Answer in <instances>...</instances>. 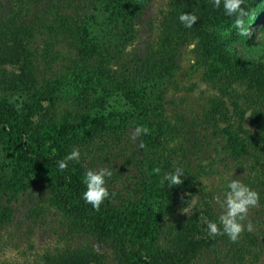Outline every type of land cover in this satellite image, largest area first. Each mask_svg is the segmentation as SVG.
<instances>
[{
  "label": "trees",
  "instance_id": "trees-1",
  "mask_svg": "<svg viewBox=\"0 0 264 264\" xmlns=\"http://www.w3.org/2000/svg\"><path fill=\"white\" fill-rule=\"evenodd\" d=\"M153 1L0 0V66L19 65L18 72L0 74V140L17 154L22 169L37 171L45 180L38 201L29 197L37 183L14 187L12 182H0L5 197L0 203V264H203V259L205 264H262L264 117L255 116L256 128L243 131L242 137L227 132L223 147L240 173L237 179L259 193V205L248 217L253 230L245 231L235 243L226 235L199 237V211L183 216L179 212L191 200L193 177L208 169L197 167L179 186L161 183L177 167L190 175L188 156L197 145L190 143L193 131L186 127L174 143L162 96L146 101L140 85L162 81L182 51L195 43L203 58L205 80L242 86L264 98V62L239 56L218 32L209 29L215 22L235 21L222 6L214 8L211 0H167L155 48L135 55L128 64L119 63ZM244 6L252 16L261 0H245ZM185 12L199 17L192 28L179 21ZM100 32L109 37L96 42L94 49ZM37 33L43 35L39 56L47 65L62 43L75 72L92 81L88 97L79 102L83 101L81 113L67 111L59 120L50 103L46 110L51 112L33 122L10 108L7 95L27 94L34 88L38 55L31 42ZM109 99L110 104L120 101L122 105L93 117L90 112ZM213 120L209 118L210 123ZM137 126H146L150 132L134 141ZM73 149L81 153L79 162L70 161L61 171L58 162ZM103 167L113 173L107 179L112 195L96 211L82 198L83 177L88 169ZM219 215L207 205L210 221H218ZM58 224L63 232L55 234L83 242L52 245L39 240L37 230L44 232L45 227Z\"/></svg>",
  "mask_w": 264,
  "mask_h": 264
},
{
  "label": "rangeland",
  "instance_id": "rangeland-1",
  "mask_svg": "<svg viewBox=\"0 0 264 264\" xmlns=\"http://www.w3.org/2000/svg\"><path fill=\"white\" fill-rule=\"evenodd\" d=\"M166 2L167 0H154L151 3L137 27L134 41L125 48L119 63L128 64L135 55H145L155 48ZM245 20L249 26L250 36L238 35L234 28V21L215 22L209 25V29L218 32L227 46L239 56L260 59L264 62V0H261L258 12L246 17ZM96 37L94 49L101 42H105L109 34L100 32L96 34ZM42 38L43 35L37 33L31 42L32 49L38 55L34 88L27 94L7 95L6 99L11 103L10 108L20 117H28L33 122L37 121L40 114L51 112L46 110L50 103L54 104L53 112L56 113L54 116L59 120H61V114L67 111L76 112L79 109L77 113H81L79 106L83 104V101L81 104L79 102L82 98L88 97L87 90L89 91L92 86V81L88 75H79L75 72V67L73 68L70 64L72 59L70 53L62 43L57 44L53 61L51 65H47L39 56L43 47ZM202 62L199 45L190 44L172 64L168 76L156 83L141 84L140 94L149 102L162 96L161 103L165 116L170 121V132L175 133L174 143L181 139L179 137L185 127L193 131L189 140L190 143H196V151L188 156L190 165L186 168L190 175L184 174L182 178L190 177L199 166L208 170L206 174L203 172L193 177L194 188L190 194L191 200L188 206L179 212V216L199 211L197 235L207 237L209 234L206 225L210 221L206 216L207 205L221 214L222 209L216 197L223 198L229 181L237 179L240 175L234 161L227 155L226 149H223L227 141V132L232 135L239 134L240 137L243 136V131L253 132L256 128L253 124L254 117H264V98L253 95L242 86L223 85L218 81L205 80ZM18 70V64L0 66V74L15 73ZM121 105L120 101L110 104L109 99L105 106L90 113H94L95 118L100 117L110 113L113 108L119 109ZM209 118L216 119L213 120L214 125L209 122ZM40 177L37 171L22 169L18 163L17 154L0 140V182H12L15 184L14 187L37 183L30 189L32 194L29 197L38 201L45 186V180ZM3 195L4 192L0 191V203L5 201ZM61 228L63 226L58 224L54 228L45 227L44 232L41 229L37 230L39 240L46 239L52 245L65 243L74 245L83 242V239L68 240L62 235L55 234V231L63 232ZM261 262L264 264V254L261 256ZM203 264H205L204 259Z\"/></svg>",
  "mask_w": 264,
  "mask_h": 264
},
{
  "label": "clouds",
  "instance_id": "clouds-1",
  "mask_svg": "<svg viewBox=\"0 0 264 264\" xmlns=\"http://www.w3.org/2000/svg\"><path fill=\"white\" fill-rule=\"evenodd\" d=\"M213 7L220 9L223 7L227 16H234V28L238 35L242 37L250 36L249 26L246 24V17L250 13L245 8V0H211ZM199 20L194 13H182L179 21L186 28H192ZM19 107V106H18ZM150 130L146 126H137L133 133L132 139L135 141L142 135L149 134ZM140 147H144L141 141ZM81 153L79 149H73L64 160L58 162L59 169L64 171L68 167L70 161L79 162ZM156 173L160 172L159 168L155 169ZM184 171L177 167L174 172L166 173L163 176V182H167L172 188L183 184L182 176ZM113 175L112 170L106 167L96 169H88L83 177V183L86 190L82 194L83 200L90 204L93 209L99 211L102 204L109 199L112 193L107 186V179ZM222 209L218 217V221H208L206 230L209 236L215 238L217 236H227L233 243L238 242L245 231H252L254 225L248 219L250 210L259 205V193L242 183L240 179H232L227 184V191L224 192L223 198L216 197ZM247 221V223H245Z\"/></svg>",
  "mask_w": 264,
  "mask_h": 264
}]
</instances>
